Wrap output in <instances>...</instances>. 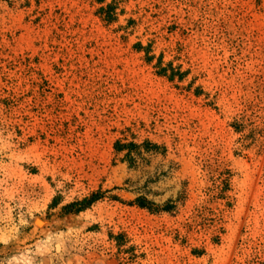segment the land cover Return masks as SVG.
Returning <instances> with one entry per match:
<instances>
[{"label": "rangeland", "instance_id": "374dc122", "mask_svg": "<svg viewBox=\"0 0 264 264\" xmlns=\"http://www.w3.org/2000/svg\"><path fill=\"white\" fill-rule=\"evenodd\" d=\"M0 264H264V0H0Z\"/></svg>", "mask_w": 264, "mask_h": 264}, {"label": "trees", "instance_id": "16d2710c", "mask_svg": "<svg viewBox=\"0 0 264 264\" xmlns=\"http://www.w3.org/2000/svg\"><path fill=\"white\" fill-rule=\"evenodd\" d=\"M101 14L108 19V21L113 22L112 20V15H114V10L111 7L108 8H103L101 10ZM149 146L148 147V151H157L159 150V146L157 145H153V144H147ZM141 146H138L134 143H129V144H121V142H118L116 144V150L117 152H124L127 151L126 154V158L128 161H132L133 160V153H140L141 152ZM98 194H94L92 195L91 198L85 199L81 202H76L68 207H66V210H71V213L74 214H79L80 212L88 209L89 207H91L99 198H98ZM133 204L137 205L138 207L142 208V209H147L148 211H150L151 213H161V212H169L172 210L173 205L170 204V202L166 203L165 205H159L156 204L153 201L148 200L147 198H144L142 196L138 197Z\"/></svg>", "mask_w": 264, "mask_h": 264}]
</instances>
